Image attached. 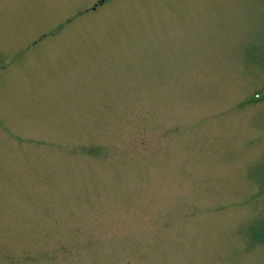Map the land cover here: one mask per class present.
Listing matches in <instances>:
<instances>
[{"label": "rangeland", "instance_id": "obj_1", "mask_svg": "<svg viewBox=\"0 0 264 264\" xmlns=\"http://www.w3.org/2000/svg\"><path fill=\"white\" fill-rule=\"evenodd\" d=\"M0 264H264V0H0Z\"/></svg>", "mask_w": 264, "mask_h": 264}]
</instances>
